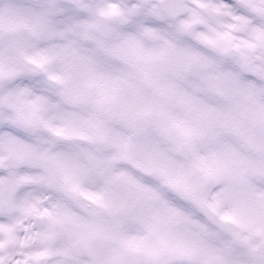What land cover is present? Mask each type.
<instances>
[{
    "label": "clouds",
    "instance_id": "clouds-1",
    "mask_svg": "<svg viewBox=\"0 0 264 264\" xmlns=\"http://www.w3.org/2000/svg\"><path fill=\"white\" fill-rule=\"evenodd\" d=\"M0 264H264V0H0Z\"/></svg>",
    "mask_w": 264,
    "mask_h": 264
}]
</instances>
